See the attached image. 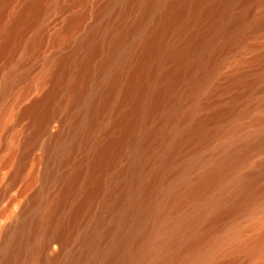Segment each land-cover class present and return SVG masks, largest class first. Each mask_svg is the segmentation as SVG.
Returning <instances> with one entry per match:
<instances>
[{
    "label": "bare ground",
    "instance_id": "bare-ground-1",
    "mask_svg": "<svg viewBox=\"0 0 264 264\" xmlns=\"http://www.w3.org/2000/svg\"><path fill=\"white\" fill-rule=\"evenodd\" d=\"M64 2L0 0V264H264V0Z\"/></svg>",
    "mask_w": 264,
    "mask_h": 264
},
{
    "label": "rangeland",
    "instance_id": "rangeland-1",
    "mask_svg": "<svg viewBox=\"0 0 264 264\" xmlns=\"http://www.w3.org/2000/svg\"><path fill=\"white\" fill-rule=\"evenodd\" d=\"M65 4L68 3V5L71 3V0H65L64 2ZM82 7H79L78 10H81ZM76 11V8L74 9H70V7H67L66 9V13L61 17V24L63 25L65 19L71 15L73 12ZM53 17H56V13L54 14ZM53 53V50H48L46 47L43 48V52H42V58H41V62L40 64L38 65H33V77L35 76H38L41 72H42V67H41V64L44 60H46L47 58H49V56ZM0 83H2L0 81ZM28 85V82H24V83H21V84H18L15 88V90L13 91V93L8 96L5 101L0 105V109H2L4 106L8 105L10 106L11 102L15 96L26 86ZM0 87H1V84H0ZM45 88V87H44ZM40 93V92H39ZM39 93H34L31 95L30 98H28L23 106L27 105L30 100L32 98H34L35 96H37ZM8 107L9 111H11V108ZM3 110L2 109V113L3 114ZM60 118L62 120V114L60 115ZM28 121L25 120L21 126H19L18 128L16 129H12L9 133V136L8 138L6 139V141L12 139L13 136L17 135L18 132L21 131V127L25 124H27ZM54 126H58V123H55ZM6 143V142H5ZM13 151V145H9L7 144L5 146H3V149L1 151V154H0V164L3 163L6 159H8L9 155H11ZM42 153L41 149H39L37 152H36V155L35 156H38ZM35 156H34V159H30L27 164L24 166V170H23V173L19 176V180H18V186L16 188V190L14 191V193L11 194V197L13 196L15 198V200L13 201V203L10 205V209L9 211L7 212V218L10 219L13 223V225H17L19 223V219H18V215L17 213L19 212L20 208L27 204V202L29 201V199H31L32 197H34V195L36 194V191H37V187H38V183L35 179V177H39L38 175L36 176H33V170L36 166V161H35ZM19 161V156H14L12 158V162L9 164V165H6L5 168L3 170H1V173H0V193H1V185L6 181V177L8 176L9 172H11L15 165H17L16 163ZM22 188L23 190V194L21 195H18V192L20 191V189ZM8 200H5V201H1L0 202V211L3 210L7 204H8Z\"/></svg>",
    "mask_w": 264,
    "mask_h": 264
}]
</instances>
